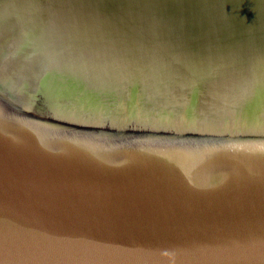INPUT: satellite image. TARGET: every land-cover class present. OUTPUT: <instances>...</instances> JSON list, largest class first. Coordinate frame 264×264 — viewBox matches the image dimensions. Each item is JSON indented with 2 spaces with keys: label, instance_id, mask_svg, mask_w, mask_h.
<instances>
[{
  "label": "water",
  "instance_id": "obj_1",
  "mask_svg": "<svg viewBox=\"0 0 264 264\" xmlns=\"http://www.w3.org/2000/svg\"><path fill=\"white\" fill-rule=\"evenodd\" d=\"M0 264H264V0H0Z\"/></svg>",
  "mask_w": 264,
  "mask_h": 264
}]
</instances>
